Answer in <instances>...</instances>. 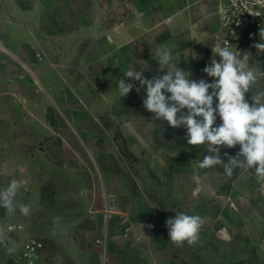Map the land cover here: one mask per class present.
Wrapping results in <instances>:
<instances>
[{
	"label": "crops",
	"instance_id": "obj_1",
	"mask_svg": "<svg viewBox=\"0 0 264 264\" xmlns=\"http://www.w3.org/2000/svg\"><path fill=\"white\" fill-rule=\"evenodd\" d=\"M217 10L218 0H0V43L7 51L0 58L10 64L9 69L13 62L27 66L29 57L16 48L24 47L31 60L50 62L54 79L50 92L41 80L48 71L37 70L36 76L47 95L68 92L71 84L63 86L60 79L69 83L81 76L89 83L83 118L74 119L73 108L64 101L66 120L52 121L51 127L58 129L43 132L40 119L24 109L16 127L19 132L0 135V141L10 138L22 146L15 155H2L0 180H18L20 196L27 197L26 191L34 187L28 199L35 204L39 187L48 184L53 207L49 214L43 209L41 228L34 232L0 231V264H15L20 243L28 238L44 243L41 264H264V189L254 171L242 173L237 168L229 178L222 165L199 169V162L209 154L206 149L188 145L183 126L173 128L155 120L149 111L148 117H138L139 109L146 110V91L137 92L140 82L124 75L140 70L149 80L162 77L166 70L156 53L167 46L173 62L191 73L189 79L211 83L214 78L203 69L210 65L217 44ZM259 43L264 44V36L254 42L241 40L234 50L260 74L258 84L245 96L250 104L252 94L264 90V50L255 46ZM3 77L9 85L0 90L5 109L21 110L24 106L12 96L21 95V84H32L25 76L24 82L19 81L10 70ZM121 79L134 87L120 98ZM22 99L31 108V102ZM47 100L55 104L53 97ZM216 103L214 99V107ZM128 110L135 113L124 117ZM6 116L14 123V113ZM221 123L217 116L214 126ZM139 124L146 125L151 142L159 135L156 126L162 125L169 158L163 180L147 186L150 196L141 192L144 186L128 170L113 142L112 129L123 125L129 127L134 141H141ZM34 126L36 133L20 130ZM239 151V145L221 147L220 158L226 163ZM38 173L40 180L33 176ZM175 212L202 217L197 244L177 247L169 240L166 221ZM56 217L62 218L59 223ZM146 223L154 229H146ZM6 246L16 253L8 255Z\"/></svg>",
	"mask_w": 264,
	"mask_h": 264
},
{
	"label": "clouds",
	"instance_id": "obj_2",
	"mask_svg": "<svg viewBox=\"0 0 264 264\" xmlns=\"http://www.w3.org/2000/svg\"><path fill=\"white\" fill-rule=\"evenodd\" d=\"M228 43L225 41L223 45L217 43L212 47L213 59L203 69L207 76L214 78L211 83L204 79H189L191 73L173 62L171 49L167 46H162L156 53V60L166 70L162 77L149 80L140 70H128L124 75L140 82L136 91H146L143 106L153 113L155 120L166 121L173 128L185 127L188 145L206 149L209 154L199 162V169L222 165L229 178L237 168L242 173L254 171L257 183L264 189V90L252 94L251 104L246 101V94L258 84L260 74L246 64L247 59L239 56L238 51L231 50ZM255 46L264 50V44ZM217 56L219 61L215 58ZM133 87V83L121 79L120 98L127 96ZM214 99L217 101L215 107ZM217 116L222 123L214 126ZM237 145L240 151L236 156H228L226 163L222 161L221 147ZM20 188L21 183L13 179L0 190V207L8 214L16 211L15 198ZM19 211L28 215L30 209L21 205ZM175 213L174 218L166 221L169 240L177 247L185 243L197 244L204 223L202 217ZM61 219L56 217L55 221L59 223ZM56 234L54 231L53 235ZM6 252L14 255L16 249L6 246Z\"/></svg>",
	"mask_w": 264,
	"mask_h": 264
},
{
	"label": "rangeland",
	"instance_id": "obj_3",
	"mask_svg": "<svg viewBox=\"0 0 264 264\" xmlns=\"http://www.w3.org/2000/svg\"><path fill=\"white\" fill-rule=\"evenodd\" d=\"M1 35V33H0ZM19 53L26 54L29 58L25 66V63H18L13 62L11 63V68L9 69V65L7 62H3L0 58V90L5 89L4 84L8 85V82L3 81V76L5 74V70H10L11 73H14L16 77H18L19 81H23V76H25V79H28V83H31L32 86H25V84H21L22 87V93L21 95L16 94L13 95V99L19 104V106H24L21 110H18L14 107H9L3 103L5 102L3 98V94L0 92V135L5 134L9 136L10 134H14L19 132V130L16 128L17 123L19 122V116H22L21 113L27 111L32 112V115H29L30 117L35 119H40L42 124L43 132L50 131V128L58 129V127H51L52 121H54L55 124L59 123V120H64L65 113L62 109V104H65L71 108H73V118L76 120H79L85 116L86 113V105L85 100L87 99V96L85 92L88 90V80L84 79L81 76H78L76 78L69 79V83H67L66 79H60L62 80V85L67 86L68 84H71L68 87V92L64 94H46V90L50 92L49 85L54 83V79L51 78L50 74V62H38V58H34V60H31V52H27L26 48L24 47H16ZM5 47L0 43V55L6 53ZM39 55H36V57ZM35 57V56H34ZM36 59V60H35ZM16 65V66H15ZM43 69L44 71H48L46 77L42 78V83L45 86V88L42 87L41 83L39 82V79L36 78L38 75V71ZM10 73V72H9ZM92 80H98L95 78H92ZM56 81V79H55ZM6 82V83H5ZM24 82V81H23ZM22 82V83H23ZM26 83V81H25ZM57 83V82H56ZM3 86V87H2ZM9 86V85H8ZM7 86V87H8ZM28 87V88H27ZM31 87V88H30ZM34 87V88H33ZM105 88V87H103ZM6 90V89H5ZM85 90V91H84ZM48 92V93H49ZM6 95V94H4ZM58 95V97H57ZM27 98L26 101L31 102V108L28 109L27 104L24 103L22 97ZM50 96L53 97L54 103H50L47 99H50ZM58 100H57V98ZM61 100V101H60ZM85 101V102H84ZM67 102V103H66ZM85 105V107L83 106ZM58 105V106H57ZM4 106V109L2 110ZM51 107V108H50ZM31 109V110H30ZM2 110V111H1ZM53 110V112H52ZM125 112V109L123 110ZM14 113V116H11L12 122L9 120H6L7 114L12 115ZM34 113L37 114V117H34ZM130 113H135V111L128 110L127 115H124V117H129L128 115ZM28 114V113H27ZM40 114V116L38 115ZM138 117L140 118H146L148 117V111L144 109H139L137 111ZM28 117V115H26ZM66 120V119H65ZM38 123V122H37ZM15 124V126H14ZM38 127V126H37ZM123 128L116 127L112 129L113 134V142L116 146L122 161L124 164L128 167V170H130L131 174L137 179V182L144 186L143 192L144 195H151L146 190L147 186L154 185V183H160L163 180V168L164 166L169 164V158L166 157L168 154L166 152V143L163 142L162 138V125L156 126L157 133L159 135L156 136V140L151 142L148 140L147 135V127L146 125L139 124L138 129L141 136V141H134V139L131 137L129 133V127L122 126ZM23 132H29V133H36L37 128H28L26 129H20ZM160 130V131H158ZM42 132V130H41ZM70 132H74L73 129ZM8 138V137H7ZM40 145H43V142L39 143ZM0 160L2 161V155H15L17 152H20V149L22 148L19 143L14 142L13 140L10 141V138L8 139V142L0 141ZM24 145H26L24 143ZM29 150V149H27ZM25 151V149H24ZM7 152V153H6ZM31 152V151H30ZM32 154V153H31ZM34 156V154H32ZM0 166L2 167V163L0 162ZM0 167V168H1ZM36 179L40 180V173L33 175ZM5 179V178H4ZM4 179L0 180V190H3L7 185L9 184L8 181H3ZM39 203L35 204L34 201L29 202L31 200L28 199V195L34 193V187H32L31 191H26L27 197L20 196L19 192L15 198V206L16 211L13 214H8L6 210L3 207H0V231L6 229L8 232H13L21 229H26V231H36L37 227L41 228L42 222H43V214L44 210H46L45 213H50L53 209L52 207V194L50 191V186L48 184H41L39 187ZM154 192V191H153ZM156 194V192H154ZM21 205H27L30 209V212L28 215H23L19 211ZM144 223V222H143ZM8 227H12L11 229H8Z\"/></svg>",
	"mask_w": 264,
	"mask_h": 264
},
{
	"label": "built area",
	"instance_id": "obj_4",
	"mask_svg": "<svg viewBox=\"0 0 264 264\" xmlns=\"http://www.w3.org/2000/svg\"><path fill=\"white\" fill-rule=\"evenodd\" d=\"M217 17L216 41L222 45L228 41L227 46L233 51L238 49L237 43L241 40L254 42L264 36V0H218ZM242 49L247 47L242 46ZM145 228L153 230L154 226L146 223ZM220 235L226 238L223 233ZM20 244L15 264H41L44 243L40 239L28 238Z\"/></svg>",
	"mask_w": 264,
	"mask_h": 264
}]
</instances>
